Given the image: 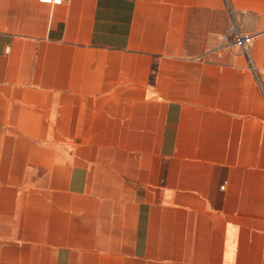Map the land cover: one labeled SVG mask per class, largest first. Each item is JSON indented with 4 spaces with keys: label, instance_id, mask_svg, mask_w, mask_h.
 Instances as JSON below:
<instances>
[{
    "label": "crops",
    "instance_id": "crops-1",
    "mask_svg": "<svg viewBox=\"0 0 264 264\" xmlns=\"http://www.w3.org/2000/svg\"><path fill=\"white\" fill-rule=\"evenodd\" d=\"M0 264H264V0H0Z\"/></svg>",
    "mask_w": 264,
    "mask_h": 264
},
{
    "label": "built area",
    "instance_id": "built-area-1",
    "mask_svg": "<svg viewBox=\"0 0 264 264\" xmlns=\"http://www.w3.org/2000/svg\"><path fill=\"white\" fill-rule=\"evenodd\" d=\"M38 2L51 6H59L62 4L63 0H38ZM230 33H232L233 35V40L231 42H228V46L230 48L237 47L238 49H240L241 53L248 59L250 68L253 70L249 59V48L252 44V36L242 34L235 26H233ZM228 37L229 34L226 36V39Z\"/></svg>",
    "mask_w": 264,
    "mask_h": 264
}]
</instances>
